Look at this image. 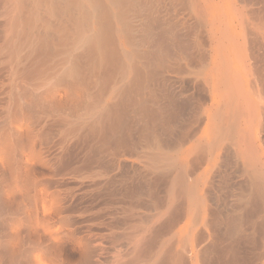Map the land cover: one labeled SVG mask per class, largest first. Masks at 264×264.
Masks as SVG:
<instances>
[{
    "label": "bare ground",
    "instance_id": "obj_1",
    "mask_svg": "<svg viewBox=\"0 0 264 264\" xmlns=\"http://www.w3.org/2000/svg\"><path fill=\"white\" fill-rule=\"evenodd\" d=\"M0 264H264V0H0Z\"/></svg>",
    "mask_w": 264,
    "mask_h": 264
}]
</instances>
